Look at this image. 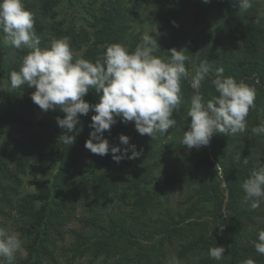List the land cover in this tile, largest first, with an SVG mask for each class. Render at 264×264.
Instances as JSON below:
<instances>
[{"label":"trees","instance_id":"1","mask_svg":"<svg viewBox=\"0 0 264 264\" xmlns=\"http://www.w3.org/2000/svg\"><path fill=\"white\" fill-rule=\"evenodd\" d=\"M59 1L23 0L35 13L41 47L67 36L74 58L94 62L113 43L134 51L141 38L129 34L130 17L161 30L176 25L179 39L171 48L185 49L190 72L194 74L201 61L211 65L200 88L205 101L218 95L211 80L222 67L225 76L256 89L255 107L246 118L245 132L217 133L208 146L189 150L181 143L193 95L186 80L183 102L173 113L176 127L166 134L157 133L154 139L140 135L134 122L119 117L105 132L110 145H119L120 135L126 134L142 152L131 171L123 172L114 166L111 151L99 156L85 148L93 111L80 117L78 133H68L75 135V142L66 145L59 137L67 130L56 119L66 114L59 108L44 112L33 103L35 86L11 89L9 74L19 70L27 50L0 43V77L5 82L0 92V227L12 226L27 253L17 254L14 264H58L56 252L67 250L106 261L119 255L110 264H166L172 254L181 264H242L249 257L264 264V255L254 247L264 229V202L251 208L241 187L250 172L264 164V135L251 132L264 123V15L259 12L264 0H251L246 11L239 10L236 0H153L144 16L113 1L92 14L91 29L57 20ZM170 49L160 48L156 54L166 57ZM101 94L90 89L84 99L96 104ZM47 156L56 161V170L41 179L30 165ZM27 172L34 173L37 190L23 193ZM74 220L79 227L69 230ZM67 233L73 235L70 243ZM218 245L226 249L221 261L208 255Z\"/></svg>","mask_w":264,"mask_h":264},{"label":"clouds","instance_id":"2","mask_svg":"<svg viewBox=\"0 0 264 264\" xmlns=\"http://www.w3.org/2000/svg\"><path fill=\"white\" fill-rule=\"evenodd\" d=\"M209 2V0H204ZM239 10L252 7L251 0H236ZM35 13L27 8L23 0H0V43L15 49H26L19 70L9 74L11 89L23 85L35 86L32 101L47 112L59 108L66 115L57 117L59 127L67 132L59 137L66 145L75 142L77 124L82 115L90 110L92 131L85 142L91 153L105 156L111 151L112 159L119 163L123 159H136L142 155L130 137L121 134L119 145H110L105 132L117 123L134 122L140 135L152 139L157 133L166 134L175 128L173 115L183 102L182 84L190 81L193 95L187 110L191 118L183 133L181 143L187 149H200L210 144L214 134L236 135L247 130V116L255 107L256 89L244 81L225 76L224 69L215 70L211 80L218 95L205 101L200 92L212 72L207 60L195 67L194 74L186 67L190 62L185 49L175 47L168 56L157 55L160 49L157 39L145 32L134 51L124 43L110 44L102 57L95 61L74 58L70 38H53L49 46L41 47V37L35 30ZM90 89L102 93L96 104L84 99ZM254 135H264V123L251 129ZM120 145L126 147L121 150ZM245 202L255 209L264 202V164L253 169L242 181ZM258 254L264 255V229L258 232L254 242ZM223 245L213 246L208 255L221 261L225 256ZM17 254L26 256L21 236L16 231L0 227V264H14ZM167 264H181L172 254ZM242 264H255L249 257Z\"/></svg>","mask_w":264,"mask_h":264},{"label":"rangeland","instance_id":"3","mask_svg":"<svg viewBox=\"0 0 264 264\" xmlns=\"http://www.w3.org/2000/svg\"><path fill=\"white\" fill-rule=\"evenodd\" d=\"M117 1L127 10L133 13H139L144 16V13L150 11L154 6L153 0H60L58 6L56 7L57 20H63L64 25H74L77 28L84 27L91 29L90 22L93 20L92 14H99L102 11V7L109 4L110 2ZM198 6L193 8V13L196 11ZM260 14L264 15V1L261 2L259 6ZM193 22L190 21V24ZM129 34L133 37L137 35L139 38L145 32L152 34L158 41L159 47L163 49H170L171 44L179 39L176 33L179 31L178 26L168 25L163 30L160 29L156 24H152L149 21H142L137 18L130 17L129 21ZM80 54V53H79ZM5 87V82L3 78L0 77V92L3 91ZM6 106L3 107L2 111H5ZM42 115L41 112L38 113ZM0 141H2V136H0ZM134 159H123L119 163L114 161V166L121 168L123 172L131 171L134 167ZM30 168L35 169V173L38 178L49 179L52 173L56 170V161L50 156L45 157L44 161L38 165L32 163ZM35 177L34 173L27 172L23 175V184L21 190L23 193L33 192L37 190L36 185L32 184V180ZM224 184V183H223ZM9 223V222H7ZM68 229L78 228L79 223L77 220H74L68 224ZM10 231H15L12 229V226L7 225L5 227ZM73 240V235L67 233L66 243H70ZM151 254V253H150ZM56 257L58 264H110L109 262L117 259V255L114 259L107 260L105 258L99 257L94 259L91 254H86L83 257L78 256L73 251H59L56 252ZM168 261V260H167ZM167 264V262H166Z\"/></svg>","mask_w":264,"mask_h":264}]
</instances>
